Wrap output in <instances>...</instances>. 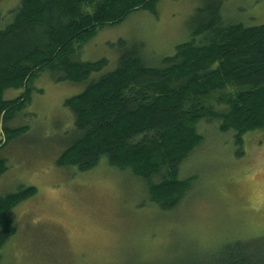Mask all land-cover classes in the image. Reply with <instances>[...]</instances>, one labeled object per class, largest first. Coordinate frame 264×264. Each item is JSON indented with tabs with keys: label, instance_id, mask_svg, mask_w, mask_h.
Returning a JSON list of instances; mask_svg holds the SVG:
<instances>
[{
	"label": "rangeland",
	"instance_id": "374dc122",
	"mask_svg": "<svg viewBox=\"0 0 264 264\" xmlns=\"http://www.w3.org/2000/svg\"><path fill=\"white\" fill-rule=\"evenodd\" d=\"M23 1L0 0V30ZM203 6L204 0H160L156 15L140 10L99 29L75 58L82 63L106 59L101 72L75 84L59 81L58 71L45 70L30 86L31 103L8 125L29 131L5 144L0 120V160L8 169L0 176V198L37 189L10 215L17 233L3 250V264L208 262L233 242L264 236V132L248 133L239 146L234 131L221 132L214 120L200 121L196 129L203 142L180 168V179L194 182L171 211L150 202L140 178L105 159L87 173L57 164L77 138L66 100L118 68L125 48L121 41L141 45L150 67L162 66L181 44L193 39L203 44L205 36L192 34ZM222 17L226 24L262 26L264 0H225ZM24 91L7 90L4 100H15Z\"/></svg>",
	"mask_w": 264,
	"mask_h": 264
},
{
	"label": "trees",
	"instance_id": "16d2710c",
	"mask_svg": "<svg viewBox=\"0 0 264 264\" xmlns=\"http://www.w3.org/2000/svg\"><path fill=\"white\" fill-rule=\"evenodd\" d=\"M225 0H204L192 28L205 42L181 44L176 54L150 67L141 45L122 53L116 70L91 82L80 95L66 100L74 115L77 138L57 161L61 168L87 173L105 159L145 182L150 202L162 211L175 209L194 178L181 180L185 159L203 142L196 126L219 123L235 132L237 145L248 133L264 132V25L226 24ZM160 0H24L0 30V120L5 144L28 127L9 123L31 103V84L45 70L58 71L59 81L83 83L108 61L82 63L77 49L97 31L125 21L136 11L156 15ZM24 89L12 101L7 90ZM212 103L219 105L217 109ZM4 144V145H5ZM3 143H0V149ZM0 160V176L7 172ZM157 180V181H155ZM37 194L28 187L0 198V264L3 250L16 235L11 213ZM188 264H264V236L233 242L213 260Z\"/></svg>",
	"mask_w": 264,
	"mask_h": 264
}]
</instances>
